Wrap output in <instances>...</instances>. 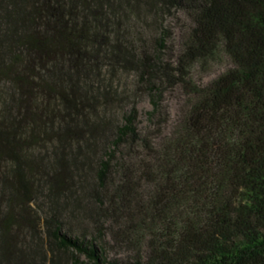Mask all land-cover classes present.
Segmentation results:
<instances>
[{"label": "trees", "instance_id": "trees-1", "mask_svg": "<svg viewBox=\"0 0 264 264\" xmlns=\"http://www.w3.org/2000/svg\"><path fill=\"white\" fill-rule=\"evenodd\" d=\"M0 264H264V0H0Z\"/></svg>", "mask_w": 264, "mask_h": 264}, {"label": "rangeland", "instance_id": "rangeland-1", "mask_svg": "<svg viewBox=\"0 0 264 264\" xmlns=\"http://www.w3.org/2000/svg\"><path fill=\"white\" fill-rule=\"evenodd\" d=\"M167 99L172 113V124H175L180 115V110L183 105V99L180 92L177 90L169 91L167 93ZM139 107L141 111L140 118L142 124H148L147 114L145 111L151 107L150 101L148 99L142 100L139 104Z\"/></svg>", "mask_w": 264, "mask_h": 264}]
</instances>
